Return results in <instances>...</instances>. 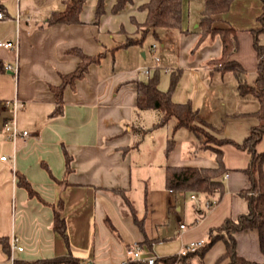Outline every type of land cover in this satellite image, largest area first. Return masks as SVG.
<instances>
[{
    "label": "crops",
    "instance_id": "1",
    "mask_svg": "<svg viewBox=\"0 0 264 264\" xmlns=\"http://www.w3.org/2000/svg\"><path fill=\"white\" fill-rule=\"evenodd\" d=\"M147 1L131 0L112 13L116 0H105L104 13L96 20V0H87L78 23L47 25L52 12L64 9L62 0H0V42L14 44L0 47V67L3 62H15L18 68L16 75L0 73V124L13 116L4 102L17 99L22 106L14 115L16 125L28 133L9 140L0 127V157H6L0 160V239L7 244L11 233L20 237L23 251L15 255L17 260L50 259L69 251L84 264H121L136 247L143 258L173 256L191 243L206 241L208 231L226 219L247 213V203L240 196L249 187L244 173L250 161L246 151L229 144L220 148L226 169L221 178L224 192L211 199L165 188L166 167H216L213 147L194 152L188 130L175 132L167 156L164 143L173 124L162 144L155 142L159 127L144 134L136 148L124 152L135 141L130 127L147 129L159 118L156 111L145 126V113L154 110L135 107L136 82L147 78L140 73L143 68L151 69V74L159 68L161 92L167 90L170 74L179 70L172 101L189 102L203 127L216 138L241 143L258 124L254 117L245 116L257 110V100L240 97L232 71L210 64L222 53L219 36L200 40L192 32L202 0H182L180 30H158L146 49L145 39L140 45L112 50L125 35L137 36L136 24L146 17L140 6ZM261 6V0H232L212 24L235 30L236 49L229 60L240 65L249 85L255 81L258 63L250 29L258 26ZM257 39L264 47V33ZM70 50L87 56L103 52L104 56L88 66L83 78L63 89L62 114L50 117L55 107L50 87L59 86L60 76L74 71L79 62ZM136 53L150 62L138 61L131 68ZM63 151L70 157L68 171ZM255 151L264 152V134ZM261 170L264 185V162ZM19 177L29 183L35 196H28L18 184ZM124 197L132 204L133 214ZM54 210L64 219L66 242L52 229ZM233 237L239 257L264 262L256 230L236 232ZM166 248L169 252L165 253ZM224 250L223 241H216L199 264H214ZM7 254L0 243V264ZM218 264H228V260Z\"/></svg>",
    "mask_w": 264,
    "mask_h": 264
},
{
    "label": "trees",
    "instance_id": "2",
    "mask_svg": "<svg viewBox=\"0 0 264 264\" xmlns=\"http://www.w3.org/2000/svg\"><path fill=\"white\" fill-rule=\"evenodd\" d=\"M87 0H62L64 9L60 12H52L46 20L47 25L56 23L72 24L79 22V14L83 5ZM232 0H202V8L200 10L197 28L192 31L200 35V40L206 36L218 35L222 45L221 56L210 61L214 68L220 70H230L234 74L237 86L236 91L242 98L252 96L258 102V108L253 113L245 116L254 117L258 124L252 127L249 134L241 143L232 142L226 139L216 138L208 132L200 122L197 111L194 110L189 102L177 104L171 99L173 90L176 87L180 77V71H173L170 74L169 84L166 91L161 92L158 89L159 68H154L153 73L145 80L136 82V109L139 111L154 110L159 113L158 120L149 128L133 126L130 127L135 141L129 148L124 149V152L129 149L136 148L141 140V137L156 128L163 127L173 120L171 136L167 138L164 153L171 151L174 145L173 135L179 129L188 130L194 139V152L213 147L216 159V167L213 168H195V167H166L164 173L165 188L170 191L181 193H193L202 195L206 199L218 198L224 192L222 176L226 173L223 164V154L221 147L229 144L238 150L246 151L250 156L248 167L244 173L248 177L249 187L242 190L240 196L247 203V213L238 215L234 220L226 219L222 224L215 229L208 231L207 239L204 244L192 253H187L184 256L177 255L154 258L153 264H191L193 261L201 263L204 254L216 241H223L225 250L224 253L216 260L214 264H218L222 260L227 259L228 264H264L247 261L236 254L235 240L233 234L245 230H256L259 235L260 250L264 255V185L263 173L261 165L264 162V152L257 153L255 146L264 134V47L258 43V35L264 33V0H261V13L257 17L258 26L250 29L253 38V47L257 56L256 78L253 85H249L244 78V71L240 65L232 60L230 56L236 49L235 30L232 28L220 29L213 27L214 16L222 14L228 10ZM105 0H96L95 3V19L98 20L104 13ZM131 0H116L111 12L117 13L130 3ZM189 2V0H188ZM182 0H148L140 6L141 10L146 12V17L141 24H136L137 30L141 31L138 38H127L122 43L116 45L112 50L119 48H127L129 46L140 45L149 35L154 37L158 30H180L182 21ZM187 32V30L185 31ZM157 37V36H156ZM68 53L78 57L79 62L77 67L71 73L61 75V83L57 87H50L54 94L55 107L50 113V117L59 116L62 114L63 102L62 92L66 86H73L76 80L83 78L86 74L88 66L92 63L98 64L104 53L101 52L95 56H87L79 50H70ZM3 72L0 67V73ZM65 158L66 171H68L70 157L63 151ZM18 184L22 186L28 196H35L36 193L30 187L29 183L19 177ZM116 195H123L120 190H111ZM124 203L133 214L132 204L127 198H123ZM208 206L212 205L209 201ZM52 229L58 233L66 242L67 236L65 233L64 219L59 212L54 210ZM4 249L8 252V240L0 239ZM148 244L147 241H144ZM16 264H84L75 257L71 252L65 255L57 256L50 259H41L36 261L17 260ZM93 264V263H91ZM124 264H148L143 260H135L129 258Z\"/></svg>",
    "mask_w": 264,
    "mask_h": 264
},
{
    "label": "built area",
    "instance_id": "3",
    "mask_svg": "<svg viewBox=\"0 0 264 264\" xmlns=\"http://www.w3.org/2000/svg\"><path fill=\"white\" fill-rule=\"evenodd\" d=\"M3 17L2 12H0V19ZM14 44L10 41L8 42H0V47L2 48H12ZM150 50L153 52L155 45L152 44L150 46ZM153 61L155 63L159 62L158 56L153 54ZM1 68L4 72H8L12 75H16L18 68L17 64L15 62H3L1 63ZM140 73L146 77H149L151 75V69L149 68H143ZM6 106H10L13 112V116L7 119L6 121L2 122L0 124L1 130L5 133L6 137L9 140H14L17 137H27L28 133L25 130H19L17 125H16V120H15V112L17 109H19L22 104L17 100L13 99L10 101L4 102ZM6 159L5 156L0 157L1 161H4ZM180 228L183 229L184 225H180ZM204 244V241L200 240L194 243H191L185 247H183L176 255L177 257H181L186 255L187 253H192L196 251L198 248H200ZM23 251V246L21 244L20 237L17 236L14 233H11L10 236L8 237V254L5 259V262L3 264H16L17 258L16 254L21 253ZM132 259L135 260H143L146 261L148 264H153L154 258L153 257H142L141 256V249L139 247H136L133 251H131V257ZM129 259V258H128ZM127 259V260H128ZM127 260L123 261L121 264H124Z\"/></svg>",
    "mask_w": 264,
    "mask_h": 264
},
{
    "label": "rangeland",
    "instance_id": "4",
    "mask_svg": "<svg viewBox=\"0 0 264 264\" xmlns=\"http://www.w3.org/2000/svg\"><path fill=\"white\" fill-rule=\"evenodd\" d=\"M93 2V0H89V2H87V3H92ZM140 34H141V31H139V30H137V26H136V37H132V36H126L125 35V37L123 38V40L121 41V43L123 42V41H125L127 38H131V39H135V38H138L139 36H140ZM118 39V37L116 36L115 37V40H117ZM153 40V37H151V35H149V36H147V38H146V40H145V42L143 43V47H144V49H146V47H147V45H149V43L151 42ZM159 45V44H158ZM122 62H123V66L124 65H127L126 63H124V61L123 60H121ZM139 61V63H148V62H150L149 60H146V61H144L143 59H141V57H139L138 56V54L136 53L135 54V57H134V60H133V62H135V63H133V65L131 64V65H129V66H132L131 68H134V66L136 65L137 66V62ZM153 113H156V111H150V112H147V113H145V116H144V125L145 126H149L150 124H151V122H152V120H153ZM173 124V120H170V122H169V124L168 125H166V126H164V127H162L161 129H159V130H157L155 133H154V136L156 137L155 138V142H157L158 143V141H159V143L161 142V144H162V142L164 141V138H165V136H166V134H169L170 133V128H171V125ZM186 130H184V129H180L179 130V132H178V135L179 134H182V133H184ZM148 138H146V140H147ZM159 139V140H158ZM165 142V141H164ZM164 147H165V143H164ZM166 252H169L168 251V249L166 248L165 249V253ZM160 257V256H159ZM158 264H162V263H158Z\"/></svg>",
    "mask_w": 264,
    "mask_h": 264
}]
</instances>
